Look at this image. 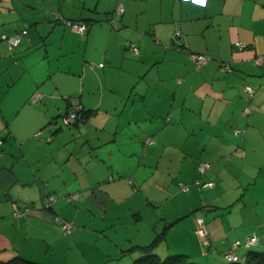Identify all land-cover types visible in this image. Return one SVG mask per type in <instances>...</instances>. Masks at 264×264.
<instances>
[{
	"label": "crops",
	"instance_id": "obj_1",
	"mask_svg": "<svg viewBox=\"0 0 264 264\" xmlns=\"http://www.w3.org/2000/svg\"><path fill=\"white\" fill-rule=\"evenodd\" d=\"M260 56L264 0H0V260L229 264V249L264 250ZM73 108L88 113L65 124Z\"/></svg>",
	"mask_w": 264,
	"mask_h": 264
},
{
	"label": "built area",
	"instance_id": "obj_2",
	"mask_svg": "<svg viewBox=\"0 0 264 264\" xmlns=\"http://www.w3.org/2000/svg\"><path fill=\"white\" fill-rule=\"evenodd\" d=\"M123 8L120 6L118 8V11L119 12H122ZM67 23L71 26V28H73L74 30H76L77 32H79L80 34H85L86 31H87V24L83 23V22H78V21H67ZM20 37L21 35L19 33H16L14 35H11V36H8V37H5L7 38L9 44L11 46H14L18 43V41L20 40ZM127 47L133 52V53H138V47L133 44V43H126ZM236 47L237 48H242L244 47L243 44H241L240 42H236L235 43ZM193 58H194V61L196 63L197 66H199L200 64H203L204 62H206V60L208 59V56L205 55V54H202V53H195V54H192ZM261 59H264V56H260L259 58H257V61H260ZM226 69H230V67L228 65H226L225 67ZM246 90V93L248 95V98H250L252 95H253V92L254 90L251 88V87H246L245 88ZM37 96V94H36ZM244 111L245 112H248L249 111V106L247 105L245 108H244ZM81 109L79 108H73V109H68L66 111V113L64 114L63 116V122L65 124H69L71 122H74V121H79L81 119ZM152 140L150 138L147 139V142H151ZM1 143V142H0ZM210 167V163L208 161H204L202 162L200 165H199V171L201 173L205 172L208 168ZM196 183L200 184V180H197ZM201 185H204V186H212L213 185V182L212 181H207V182H203L201 183ZM182 189L184 191L187 190V186L185 185H182ZM76 197V194L72 193L68 196V199H72V198H75ZM54 196L52 194H48L45 198V203L47 205H51L52 202L54 201ZM197 223L198 225L201 227L202 231H203V234H204V244L208 245L209 244V241L207 239V231L203 225V221H202V218L201 217H198L197 218ZM72 224L66 220H63L62 221V224H61V228L62 230L65 232V231H68L70 228H71ZM256 242V237H250L246 240V245H252ZM240 242L239 241H236L233 246L235 245H238ZM224 256L226 259L228 260H233V261H236V260H239V258L233 253L232 249H229L227 250L225 253H224Z\"/></svg>",
	"mask_w": 264,
	"mask_h": 264
},
{
	"label": "trees",
	"instance_id": "obj_3",
	"mask_svg": "<svg viewBox=\"0 0 264 264\" xmlns=\"http://www.w3.org/2000/svg\"><path fill=\"white\" fill-rule=\"evenodd\" d=\"M68 21H74V20H68ZM78 22H82V21H78ZM87 30H88V25H87ZM87 113L88 112L86 111H82L81 117L84 118ZM229 261H230L229 264H264V250L262 251L250 250L243 258H239V260L236 261L233 260H229ZM0 264H42V263L29 261L27 259L20 257L19 255H16L8 260H0ZM160 264H198V263L189 261L188 259H186V256L177 255L166 259L164 262H161Z\"/></svg>",
	"mask_w": 264,
	"mask_h": 264
},
{
	"label": "snow or ice",
	"instance_id": "obj_4",
	"mask_svg": "<svg viewBox=\"0 0 264 264\" xmlns=\"http://www.w3.org/2000/svg\"><path fill=\"white\" fill-rule=\"evenodd\" d=\"M197 2H201V3H202V2H203V0H197Z\"/></svg>",
	"mask_w": 264,
	"mask_h": 264
},
{
	"label": "rangeland",
	"instance_id": "obj_5",
	"mask_svg": "<svg viewBox=\"0 0 264 264\" xmlns=\"http://www.w3.org/2000/svg\"><path fill=\"white\" fill-rule=\"evenodd\" d=\"M261 249H264V248H261Z\"/></svg>",
	"mask_w": 264,
	"mask_h": 264
}]
</instances>
